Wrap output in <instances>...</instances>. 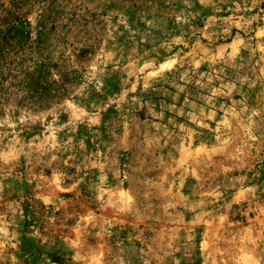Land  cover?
I'll return each instance as SVG.
<instances>
[{
    "label": "rangeland",
    "instance_id": "rangeland-1",
    "mask_svg": "<svg viewBox=\"0 0 264 264\" xmlns=\"http://www.w3.org/2000/svg\"><path fill=\"white\" fill-rule=\"evenodd\" d=\"M0 264H264V0H0Z\"/></svg>",
    "mask_w": 264,
    "mask_h": 264
},
{
    "label": "trees",
    "instance_id": "trees-1",
    "mask_svg": "<svg viewBox=\"0 0 264 264\" xmlns=\"http://www.w3.org/2000/svg\"><path fill=\"white\" fill-rule=\"evenodd\" d=\"M1 55V54H0Z\"/></svg>",
    "mask_w": 264,
    "mask_h": 264
}]
</instances>
